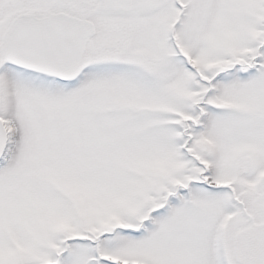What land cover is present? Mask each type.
I'll use <instances>...</instances> for the list:
<instances>
[{"label":"snow or ice","instance_id":"6c2138e0","mask_svg":"<svg viewBox=\"0 0 264 264\" xmlns=\"http://www.w3.org/2000/svg\"><path fill=\"white\" fill-rule=\"evenodd\" d=\"M0 264H264V0H0Z\"/></svg>","mask_w":264,"mask_h":264}]
</instances>
